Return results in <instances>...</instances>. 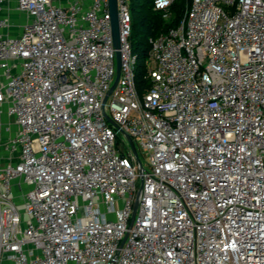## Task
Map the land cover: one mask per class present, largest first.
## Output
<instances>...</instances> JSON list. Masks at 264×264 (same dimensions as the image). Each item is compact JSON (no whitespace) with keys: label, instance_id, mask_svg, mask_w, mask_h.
<instances>
[{"label":"built area","instance_id":"2783aa9c","mask_svg":"<svg viewBox=\"0 0 264 264\" xmlns=\"http://www.w3.org/2000/svg\"><path fill=\"white\" fill-rule=\"evenodd\" d=\"M5 1L0 264H264V0H189L140 84L130 0L118 47L109 0H15V35Z\"/></svg>","mask_w":264,"mask_h":264},{"label":"trees","instance_id":"16d2710c","mask_svg":"<svg viewBox=\"0 0 264 264\" xmlns=\"http://www.w3.org/2000/svg\"><path fill=\"white\" fill-rule=\"evenodd\" d=\"M129 5L131 10V34L129 37L131 48L132 51H136V49L139 48V44H143V48L142 50L140 49V53L143 57H146L149 55L148 38L167 30L170 26L177 23L180 17L177 19L175 18V15L173 17L171 15L170 19L168 20L165 18L161 19V15L159 14L160 12L158 13L153 9V0H130ZM135 7H137V12ZM133 11L139 14V20L137 21L138 23H136L133 17ZM139 28L144 29L145 37L141 38L140 40H136V31ZM143 72L138 75L139 84L143 82Z\"/></svg>","mask_w":264,"mask_h":264},{"label":"crops","instance_id":"0c3cea01","mask_svg":"<svg viewBox=\"0 0 264 264\" xmlns=\"http://www.w3.org/2000/svg\"><path fill=\"white\" fill-rule=\"evenodd\" d=\"M1 14L8 19V27L2 31L3 34L11 33L18 34L22 25L26 22L27 17L25 14L16 9L15 0H7L3 3ZM17 131V125L14 119L7 114V103L4 102L0 105V162L4 159V144L12 138Z\"/></svg>","mask_w":264,"mask_h":264},{"label":"rangeland","instance_id":"374dc122","mask_svg":"<svg viewBox=\"0 0 264 264\" xmlns=\"http://www.w3.org/2000/svg\"><path fill=\"white\" fill-rule=\"evenodd\" d=\"M183 2V4H182ZM189 0H174L172 3V8H170L169 10V15L167 16L168 19H170V16L172 15V17L175 15V18H182L184 16L185 10H186V6H188ZM135 10L137 12V7H135ZM157 12V11H156ZM159 13V12H158ZM161 15V19L164 18L163 15L161 13H159ZM139 14L135 13L133 11V17L136 21V23H138L137 21L139 20ZM166 19V18H165ZM176 19V20H177ZM167 21V20H166ZM145 37V31L142 28L137 29L136 31V40H140L141 38ZM143 48V44H139V48L136 49V51H133L134 53L137 54V61H136V65H135V73H136V81H138V75L141 72H145L147 70L148 67H154V61H150V59H148V55L146 57H143L140 53V49L142 50ZM143 72V73H144ZM137 150H138V156L139 159L142 163V165L147 169L149 168L147 166V157L145 155V153L141 150V147L139 145H137ZM140 184V180L139 178H137L136 181V185L137 187H139Z\"/></svg>","mask_w":264,"mask_h":264},{"label":"water","instance_id":"95a60500","mask_svg":"<svg viewBox=\"0 0 264 264\" xmlns=\"http://www.w3.org/2000/svg\"><path fill=\"white\" fill-rule=\"evenodd\" d=\"M109 9H110V13H111V23H112V36H113V40H114V45L116 47H118L119 45V42H118V17H117V9H116V0H109ZM118 53V52H117ZM119 54H116V57H117V69H116V77H115V80H114V83L113 85L111 86V89L114 87L115 83H116V80L118 78V75H119V71L121 70L120 69V60H119ZM110 89V90H111ZM112 124H114L111 120H109ZM115 125V124H114ZM127 139L131 145V148L133 150V153L135 155V157L137 158V154H136V151H135V146L133 144V141L132 139L127 136Z\"/></svg>","mask_w":264,"mask_h":264}]
</instances>
